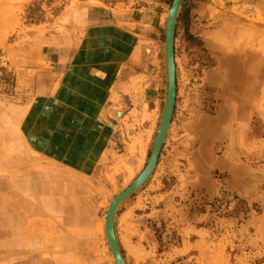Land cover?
Returning a JSON list of instances; mask_svg holds the SVG:
<instances>
[{
  "label": "rangeland",
  "instance_id": "1",
  "mask_svg": "<svg viewBox=\"0 0 264 264\" xmlns=\"http://www.w3.org/2000/svg\"><path fill=\"white\" fill-rule=\"evenodd\" d=\"M187 1L176 24L171 126L155 171L117 211L120 250L127 264H264V0L206 3L210 20L201 17L199 4L191 15ZM147 4L0 0V264H116L103 222L111 198L151 154L166 99L165 29L157 42L140 37L96 112V134L104 135L99 142L89 136L78 144L75 132L64 129L61 146L58 138H47L50 151L30 152L6 136L4 120L15 119L26 130L34 100L57 86L59 55L68 58L92 24L117 23L138 32ZM192 24L200 32L227 26L217 45L233 49L226 57L233 68L225 70V50L206 47ZM234 68L238 76L230 80ZM47 70L54 76L42 78ZM30 168L91 183L92 197L81 185L88 222L74 221L69 203L58 210L52 201L46 206L57 216H30Z\"/></svg>",
  "mask_w": 264,
  "mask_h": 264
},
{
  "label": "crops",
  "instance_id": "2",
  "mask_svg": "<svg viewBox=\"0 0 264 264\" xmlns=\"http://www.w3.org/2000/svg\"><path fill=\"white\" fill-rule=\"evenodd\" d=\"M190 1L192 2L191 15L192 12L193 14L194 12L196 14L199 12L198 9L200 7L198 6L197 8L196 6L199 4L201 7H204L203 11H201L202 13H200L201 17L205 20L212 18L210 12L207 13L208 10H206L210 5H206V3L211 4L214 1H221L225 4L231 3L234 5L239 2L247 4H257L258 2V0H204L202 2L188 0L187 7ZM146 2L148 3V7L144 8L146 14L142 15L138 20V32L117 23H96L89 25L85 30L82 40H80L71 55L68 58L66 55H59V73H57L56 77L58 79L57 86L51 87L48 93L40 95L34 100L33 106H30L33 118L30 116L28 128L25 130L15 119L13 122L11 120L9 122L5 118L4 123L8 125L4 124L6 126V136H14V140L20 141L22 146L25 145L30 152L50 151L48 144H51V140L48 143L47 138H53V140L58 138V146H61V139L66 136V132L62 133L64 129V131L75 132L74 135L76 138L78 137V144L81 143L79 137L89 136L97 137L94 142H99L100 137L103 138L104 135L96 134V129L99 127L96 121V112L106 102L116 81L119 80L122 72H124L125 66L135 54L140 37L157 42L163 30H166L167 0H146ZM193 4H195L194 9L192 8ZM179 25H181V22H179ZM226 29L227 26L219 25L213 29L201 30L200 32L198 29L193 28V24L190 28L193 34L203 37L206 47L212 49L214 52L220 51V49L225 50V54L220 51V58L225 55L223 63L225 70H228L233 67L231 64H227L229 57H226L230 56V51L233 49L228 48V50L225 43L224 48L217 45L220 36L222 38L225 32L226 34L228 33ZM50 73L49 70L45 71L42 74V78L53 77L54 75ZM232 73L229 78L230 80H233L231 77L237 78L238 68H234ZM83 106L86 107L84 108ZM9 126L11 128H8ZM212 128L214 127L212 126L209 132ZM51 129L54 131V134H51ZM209 132L205 135L207 136ZM14 147L16 149V146ZM98 150L96 149V151ZM18 159L19 163L22 164L21 158L19 157ZM39 170L41 169L30 168V173L26 179L30 180L28 189L30 190V202L34 206L30 209V216H57L54 208L53 212H50L51 208L46 206V204L52 201L57 204L56 207L59 210L65 208L69 203L70 216L73 217V220L79 221L82 217L83 222L87 223L88 219L83 217L82 213H88L89 204L86 202L88 198L82 197L84 189L77 179L61 173L52 172V174H49L51 173L49 170ZM46 173L49 175H46ZM37 197L40 202H37Z\"/></svg>",
  "mask_w": 264,
  "mask_h": 264
},
{
  "label": "water",
  "instance_id": "3",
  "mask_svg": "<svg viewBox=\"0 0 264 264\" xmlns=\"http://www.w3.org/2000/svg\"><path fill=\"white\" fill-rule=\"evenodd\" d=\"M181 2L182 0L172 1L170 16L166 24L165 40H166V58H167V71H168V87H167L166 100L164 104V112H163L161 124L158 129L148 163L144 168V170L142 171V173L140 174V176L136 178L133 185L129 189H127L124 193H122L121 196L118 197V200L113 203V205L111 206L108 212V217L106 222V234H108L107 237L109 240L110 239L109 230H110V234L113 240L112 243L110 241V246L117 264H127V263L125 262V259L123 258L120 252L121 250L118 247L114 234L113 218H114L115 208L120 201L124 200L125 198H128L139 188H141L154 172L164 144L166 132L170 124V121L172 119L173 111L175 108L174 106L176 101L177 86H176V74H175V62H174V40L176 33L177 13L179 10L178 7H180Z\"/></svg>",
  "mask_w": 264,
  "mask_h": 264
},
{
  "label": "bare ground",
  "instance_id": "4",
  "mask_svg": "<svg viewBox=\"0 0 264 264\" xmlns=\"http://www.w3.org/2000/svg\"><path fill=\"white\" fill-rule=\"evenodd\" d=\"M183 1V0H182ZM182 3V2H181ZM180 8H181V5H180V7H178V13H177V19H178V14H179V11H180ZM169 16H170V9H169V11H168V13H167V20H168V18H169ZM166 24H167V22H166ZM144 46V45H143ZM146 46V45H145ZM150 47V46H149ZM151 48H153V47H151ZM144 53V52H143ZM145 53L146 54H149L150 55V53H151V51H150V48H148V47H146L145 48ZM144 53V54H145ZM153 53V52H152ZM141 56V55H140ZM145 56V55H144ZM143 56V57H144ZM151 56H152V54H151ZM154 56V55H153ZM142 58V57H141ZM146 60V59H145ZM174 62H175V40H174ZM165 64H166V71H167V58H166V40H165ZM175 74H176V62H175ZM176 86H177V81H176ZM167 87H168V71H167ZM176 92H177V89H176ZM166 93H167V90H166ZM166 100V99H165ZM176 102V101H175ZM175 107V106H174ZM113 109V108H112ZM117 108H115V110H116ZM120 109V108H119ZM117 112H116V116L118 117V116H120V114H121V112L120 111H118V110H116ZM163 112H164V110H163ZM173 113H174V111H173ZM110 114V113H109ZM112 115V114H111ZM162 116H163V114H162ZM172 117H173V115H172ZM113 118V117H112ZM162 120V119H161ZM171 122H172V119H171V121H170V124H169V126H168V129H167V132H166V136H167V134H168V131H169V129H170V126H171ZM160 124H161V122H160ZM159 127H160V125H159ZM159 129V128H158ZM158 132V131H157ZM166 136H165V139H164V142H165V140H166ZM155 142V141H154ZM154 145V144H153ZM164 145V144H163ZM43 161V160H42ZM148 163V162H147ZM21 167V166H20ZM23 167V170H24V166H22ZM27 167V166H26ZM25 167V168H26ZM146 167V166H145ZM144 167V168H145ZM19 168V167H18ZM17 169V168H16ZM15 169V170H16ZM14 170V171H15ZM144 170V169H143ZM142 170V171H143ZM142 171L138 174V176L136 177V178H138L139 176H140V174L142 173ZM155 171V170H154ZM153 174V173H152ZM136 178H134V180L125 188V189H123L122 191H120V192H118L115 196H113L112 198H111V200H110V202L108 203V205H107V211H106V214H105V218H104V222H103V231H104V234H105V238H106V241H107V244L109 245V249H110V252H111V257H112V259L115 261V263H116V260H115V258H114V256H113V253H112V250H111V246H110V241H111V243H112V237H111V234H110V230H109V235H110V239L108 240V237H107V235L108 234H106V222H107V217H108V212H109V210H110V208H111V206L113 205V203L114 202H116L117 200H118V197L119 196H121L122 195V193H124L127 189H129L132 185H133V183H134V181L136 180ZM150 178V177H149ZM81 180V179H80ZM91 184V183H90ZM89 184V182L88 181H86V180H83V181H81V185L85 188V189H87V191L89 190L90 191V189H92L91 188V185ZM93 186V185H92ZM94 189V188H93ZM92 189V190H93ZM96 189V188H95ZM94 189V190H95ZM91 190V191H92ZM89 191H88V193H89ZM90 191V192H91ZM98 191H100L99 189H98ZM94 193V192H93ZM100 193V192H99ZM98 193V194H99ZM96 194V192L94 193V195ZM91 195L93 196V194L91 193ZM90 195V193H89V196H91ZM102 195V194H101ZM91 196V197H92ZM102 198H103V196H101ZM105 198V197H104ZM92 199V198H91ZM127 198H125L124 200H122V201H120L118 204H117V206H116V208H115V212H114V218H113V226H114V234H115V238H116V242H117V244H118V247L120 248V246H119V243H118V239H117V234H116V225H115V220H116V212H117V210H118V207L122 204V202H124L125 200H126ZM97 200H100L98 197H97ZM101 201V200H100ZM102 202V201H101ZM121 252V251H120ZM121 254H122V252H121ZM123 256V255H122ZM124 258V257H123ZM126 262V261H125ZM117 264V263H116Z\"/></svg>",
  "mask_w": 264,
  "mask_h": 264
}]
</instances>
